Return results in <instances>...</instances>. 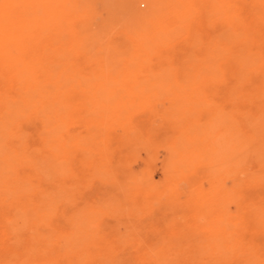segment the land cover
<instances>
[{"label": "rangeland", "instance_id": "rangeland-1", "mask_svg": "<svg viewBox=\"0 0 264 264\" xmlns=\"http://www.w3.org/2000/svg\"><path fill=\"white\" fill-rule=\"evenodd\" d=\"M0 264H264V0H0Z\"/></svg>", "mask_w": 264, "mask_h": 264}, {"label": "bare ground", "instance_id": "bare-ground-1", "mask_svg": "<svg viewBox=\"0 0 264 264\" xmlns=\"http://www.w3.org/2000/svg\"><path fill=\"white\" fill-rule=\"evenodd\" d=\"M141 12V11H140ZM155 13V12H154ZM144 19V18H143ZM140 21V20H139ZM149 22V21H148ZM134 23V22H133ZM144 23H146V21L144 22ZM138 24V23H137ZM165 24V23H164ZM131 25H132V23H131ZM162 25V24H161ZM134 26V25H133ZM140 27V26H139ZM149 27V26H148ZM128 29V28H127ZM133 29V28H132ZM138 30V29H137ZM143 31H144V29H143ZM141 32V31H140ZM145 32V31H144ZM149 43V42H148ZM153 44V43H152ZM159 47V46H158Z\"/></svg>", "mask_w": 264, "mask_h": 264}]
</instances>
